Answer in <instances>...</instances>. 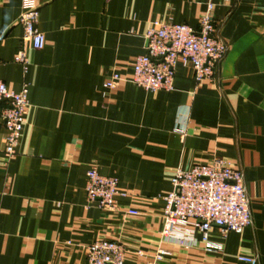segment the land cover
Returning <instances> with one entry per match:
<instances>
[{
    "label": "crops",
    "instance_id": "crops-1",
    "mask_svg": "<svg viewBox=\"0 0 264 264\" xmlns=\"http://www.w3.org/2000/svg\"><path fill=\"white\" fill-rule=\"evenodd\" d=\"M209 0H0V80L28 86L16 154H3L0 124V264H87L84 246L120 243L124 264H264V0H212L216 35L228 46L213 83L196 86L178 64L173 90L125 80L144 53L150 24L197 28ZM37 8L45 45L22 40V12ZM23 50L27 66L13 59ZM114 72L125 78L103 88ZM227 160L243 174L252 225L182 247L164 241L162 211L176 168ZM116 177L119 211L86 202V172ZM140 215L130 217L126 209Z\"/></svg>",
    "mask_w": 264,
    "mask_h": 264
},
{
    "label": "built area",
    "instance_id": "built-area-1",
    "mask_svg": "<svg viewBox=\"0 0 264 264\" xmlns=\"http://www.w3.org/2000/svg\"><path fill=\"white\" fill-rule=\"evenodd\" d=\"M38 19L37 8L28 9L19 17L22 40L29 42L34 50H41L45 45L44 35L37 27ZM227 53L228 46L216 35L213 4L209 0L195 29L186 24L152 22L145 34L144 53L133 59L129 77L125 79L114 72L104 81L103 88L114 91L125 79L146 92H170L178 64L190 66L196 86L211 84L216 67ZM13 61L26 71L27 59L23 50L16 53ZM28 107L27 84L14 92L0 80V124L5 132L3 154L8 160L16 154ZM85 193L88 205L108 211H119L117 197L127 196L119 190L116 177L100 175L94 165L86 172ZM164 202L160 235L164 241L182 247L194 243L198 233L206 252L221 251V245L209 242L211 229L217 228L224 236L229 232L240 234L252 225L244 174L227 160H213L188 169L176 168L171 178V191ZM124 214L140 215L132 208L124 210ZM84 249L87 264H124L126 252L118 242L100 240ZM166 255V250L160 247L147 264H160ZM237 261L258 264L255 257L238 256Z\"/></svg>",
    "mask_w": 264,
    "mask_h": 264
}]
</instances>
